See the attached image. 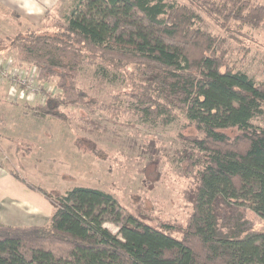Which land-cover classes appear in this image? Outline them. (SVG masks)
<instances>
[{
  "label": "trees",
  "instance_id": "1",
  "mask_svg": "<svg viewBox=\"0 0 264 264\" xmlns=\"http://www.w3.org/2000/svg\"><path fill=\"white\" fill-rule=\"evenodd\" d=\"M189 1L78 0L52 31L0 37L60 90L24 102L36 116L64 119L60 108L69 98L87 97L77 87L79 67L97 64L103 77L122 71L134 78L127 94L145 105L131 109L140 117L173 118L179 108L197 133L190 140L199 154L193 209L180 236L126 211L105 190L77 186L60 194L14 172L54 209L44 225L0 222V264H264V232L249 234L240 220L223 217L231 206H247L264 219V81L229 65L225 39L202 27V14L214 8ZM243 1L252 2L230 0L225 9L264 24V5L244 15Z\"/></svg>",
  "mask_w": 264,
  "mask_h": 264
},
{
  "label": "rangeland",
  "instance_id": "2",
  "mask_svg": "<svg viewBox=\"0 0 264 264\" xmlns=\"http://www.w3.org/2000/svg\"><path fill=\"white\" fill-rule=\"evenodd\" d=\"M77 1L68 0L66 10L65 6L60 12L48 10L41 22L25 25L0 6V37L52 31L55 21L64 20ZM201 1L214 8L212 16L202 14V27L225 39L221 51L229 65L246 72L257 83L263 82L264 24L254 26L237 19L234 15L239 12L226 10L233 6L230 0ZM252 2L243 1L244 15L264 5V0ZM47 13L49 19L45 18ZM3 39L0 47L7 51L1 53L0 66L13 63L35 73L40 85L39 98L29 103L36 104L40 97H57L60 90L56 82L37 79L39 69L24 61L16 49L9 50L8 41ZM8 80L2 81L6 88L0 92V166L28 183L60 194L77 186L105 190L126 211L155 226L169 225L173 234L180 236L193 209L198 167L194 161L199 160V154L190 140L197 133L179 108L173 118L167 113L160 120L142 118L131 109L145 105L127 94L134 88V78L126 80L122 71L106 78L97 64H86L79 67L77 87L87 97L77 103L69 98L60 108L64 119L38 117L25 107L26 98L19 91L21 96H9V87L13 86ZM116 94L118 98L113 97ZM29 213L26 217L31 216ZM223 217L230 219L229 224L240 220L249 234L264 232V219L247 206H231ZM105 226L114 233L119 231L114 223Z\"/></svg>",
  "mask_w": 264,
  "mask_h": 264
},
{
  "label": "crops",
  "instance_id": "3",
  "mask_svg": "<svg viewBox=\"0 0 264 264\" xmlns=\"http://www.w3.org/2000/svg\"><path fill=\"white\" fill-rule=\"evenodd\" d=\"M68 0H0V6L5 8L18 23H39L48 10L63 11L68 6ZM67 4V5H66ZM27 26L26 29H28ZM5 83H0V92H4ZM13 88L9 87V96H14ZM22 98H25L21 94ZM53 205L40 192L30 188L24 181L11 174L6 166H0V222L11 225H44L49 221L53 212ZM34 216L27 221L26 214ZM21 219V220H19Z\"/></svg>",
  "mask_w": 264,
  "mask_h": 264
},
{
  "label": "built area",
  "instance_id": "4",
  "mask_svg": "<svg viewBox=\"0 0 264 264\" xmlns=\"http://www.w3.org/2000/svg\"><path fill=\"white\" fill-rule=\"evenodd\" d=\"M0 57H1V52H0ZM39 75L40 73L38 72L37 79ZM5 80H8L9 83L12 84L14 94L19 95L17 94L19 91L20 94H23V96L26 98L27 101L34 102L39 98L38 95L40 94L41 88L40 85H38L35 81V73L27 72L23 68L14 66L12 63L9 64L8 66H0V83ZM40 100L41 101L38 102L44 101L43 98L41 97Z\"/></svg>",
  "mask_w": 264,
  "mask_h": 264
},
{
  "label": "flooded vegetation",
  "instance_id": "5",
  "mask_svg": "<svg viewBox=\"0 0 264 264\" xmlns=\"http://www.w3.org/2000/svg\"><path fill=\"white\" fill-rule=\"evenodd\" d=\"M25 101H27V100H25ZM28 102H30V101H28Z\"/></svg>",
  "mask_w": 264,
  "mask_h": 264
}]
</instances>
